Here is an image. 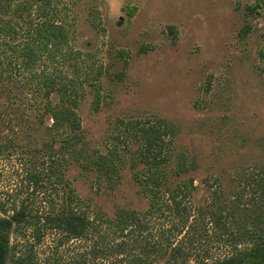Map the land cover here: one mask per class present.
Returning a JSON list of instances; mask_svg holds the SVG:
<instances>
[{
	"label": "rangeland",
	"instance_id": "1",
	"mask_svg": "<svg viewBox=\"0 0 264 264\" xmlns=\"http://www.w3.org/2000/svg\"><path fill=\"white\" fill-rule=\"evenodd\" d=\"M53 1L56 11L47 17L32 12L31 19L47 18L68 31L65 58L46 61L43 68L81 89L76 113L84 146L64 153L59 132H31L27 100H35L30 93L20 108L16 100H9L0 106V202L10 206L25 200L33 213H53L69 186L91 216L100 212L112 217L116 208L144 211L146 202L135 194L138 186L132 178L140 167L132 168L139 131L153 125L168 133L166 170L176 169L181 155L196 169L190 175L195 191L185 233L188 264L228 256L225 233L251 230L258 208V227L264 230V186H256L264 171V0ZM1 5L0 22L9 20L13 28L8 38L0 33V50H8L6 43L15 45L26 34L21 24L25 12L18 19L4 14ZM34 138L48 146L34 151ZM94 155H106L112 162L116 174L111 188L89 168ZM31 168L42 173L35 191L23 181ZM258 179L264 184V178ZM216 182L225 190L223 201L229 206L232 193L238 194L237 227L223 219L214 224L199 215L198 207L210 201V187L216 188ZM152 224L171 225L164 218ZM26 235L22 239L11 232L9 246L15 258L31 264H65L86 254L91 245L90 240L64 242L50 229L37 242ZM109 235L110 228H105L104 237ZM101 261L109 264L107 258Z\"/></svg>",
	"mask_w": 264,
	"mask_h": 264
},
{
	"label": "trees",
	"instance_id": "2",
	"mask_svg": "<svg viewBox=\"0 0 264 264\" xmlns=\"http://www.w3.org/2000/svg\"><path fill=\"white\" fill-rule=\"evenodd\" d=\"M15 1L17 0H0L2 12L16 15L18 19H22L25 12L23 18L26 21H21V24L25 26L26 34H22L15 45L6 43L4 46L8 50H0V106L9 100H16L20 108L25 95L30 93L35 100H27L31 105L26 114L27 118L32 119L31 132L36 135L42 130L59 132L61 151H81L84 146L83 132L76 113L82 98L81 89L71 80L66 81L64 76L43 68L46 61L58 63L65 58V49L69 45L68 31L62 24L47 18L38 22L31 19L32 12L41 17L56 11L54 1L23 0L14 3ZM253 9V6L249 7V10ZM10 25L9 20L1 19L0 33L3 37L11 36L13 28ZM51 97L55 101L52 102ZM139 132L140 143L132 169L140 168L134 170L132 178L138 186L135 194L146 202L144 211L116 208L112 217L100 212L91 213V216L88 213L89 207L72 187L67 186L66 181L68 188L62 193L59 209L53 213H33L31 203L25 200L17 204L13 201L10 206L0 202V264H31L23 257H14L15 253L9 246L11 232L22 239L28 238V233L37 242L46 229L57 231L64 242L91 241L86 254L83 253L65 264H102V258L109 259V264H188L191 253L189 243H185V235L190 227H187L189 209L192 208V195L195 191L194 179L190 175L196 169L181 155L176 169L167 171L164 165L170 154L166 146L168 141H165L167 130L150 125L141 127ZM42 146L48 145H39L35 138L30 143V148L34 151ZM89 164V168L97 171L98 177L103 178L111 188V176L116 171L108 157L94 155L89 157ZM52 172L50 165L46 176L51 178ZM41 176L42 173L31 168L26 171L23 181L35 191L42 180ZM258 177L264 178V171L256 179V186L263 187L264 184ZM62 178L58 172L56 180L60 182ZM216 184L217 187L213 190L210 187V201L198 207L199 215L208 216L214 224L223 219L237 227V210L240 207L235 199L238 194L232 193L234 199L229 206L223 201L225 190L221 189L219 182ZM256 210L251 220L254 224L251 230L225 233L230 244L228 256L212 263L197 259V264H264V230L258 227L262 213L259 208ZM161 218L169 219V228L153 224L150 226L151 220ZM105 228H110L111 235L104 237Z\"/></svg>",
	"mask_w": 264,
	"mask_h": 264
}]
</instances>
